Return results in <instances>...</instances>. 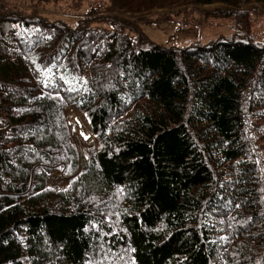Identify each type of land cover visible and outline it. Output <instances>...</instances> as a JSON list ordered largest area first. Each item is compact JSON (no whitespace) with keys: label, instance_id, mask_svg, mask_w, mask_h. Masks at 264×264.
<instances>
[{"label":"trees","instance_id":"1","mask_svg":"<svg viewBox=\"0 0 264 264\" xmlns=\"http://www.w3.org/2000/svg\"><path fill=\"white\" fill-rule=\"evenodd\" d=\"M54 1L0 0V264H264V0H109L75 26ZM157 10L233 34L165 47Z\"/></svg>","mask_w":264,"mask_h":264},{"label":"rangeland","instance_id":"2","mask_svg":"<svg viewBox=\"0 0 264 264\" xmlns=\"http://www.w3.org/2000/svg\"><path fill=\"white\" fill-rule=\"evenodd\" d=\"M10 3L25 5L30 0H8ZM109 0H82L79 3L71 0H55L50 7H39L41 12L50 20L60 19L70 26H75L78 18L86 12L91 16H98L107 6ZM161 10L144 13L151 19L142 26L145 34L155 43L165 47H183L193 42L208 43L220 36L228 37L233 34L232 23L228 18L212 19L209 24L181 23L178 19L170 17L167 21L158 20ZM155 14V15H153ZM132 16V15H131ZM67 122L72 129V137L79 149L81 156L91 154L97 148V139L88 130L87 122L82 115L68 109ZM64 169H55L50 175V184L53 187L65 185L67 177L64 176ZM68 180V179H67Z\"/></svg>","mask_w":264,"mask_h":264},{"label":"built area","instance_id":"3","mask_svg":"<svg viewBox=\"0 0 264 264\" xmlns=\"http://www.w3.org/2000/svg\"><path fill=\"white\" fill-rule=\"evenodd\" d=\"M57 169L62 170V169H64V168H63V167H59V168H57ZM50 175H51V174H50ZM50 175H49L48 178H47V182H48V184H49L50 186H52V185L50 184ZM65 180H66V183H65V185L62 186L61 188L65 187V186L67 185L68 180H67V179H65Z\"/></svg>","mask_w":264,"mask_h":264},{"label":"crops","instance_id":"4","mask_svg":"<svg viewBox=\"0 0 264 264\" xmlns=\"http://www.w3.org/2000/svg\"><path fill=\"white\" fill-rule=\"evenodd\" d=\"M69 109H72V108H69ZM73 110V109H72ZM66 117H67V112H66Z\"/></svg>","mask_w":264,"mask_h":264},{"label":"water","instance_id":"5","mask_svg":"<svg viewBox=\"0 0 264 264\" xmlns=\"http://www.w3.org/2000/svg\"><path fill=\"white\" fill-rule=\"evenodd\" d=\"M74 110V109H73ZM75 111V110H74ZM85 118V115H82Z\"/></svg>","mask_w":264,"mask_h":264}]
</instances>
